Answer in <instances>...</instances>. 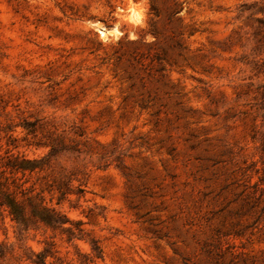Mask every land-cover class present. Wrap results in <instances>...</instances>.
Returning <instances> with one entry per match:
<instances>
[{
	"label": "rangeland",
	"instance_id": "374dc122",
	"mask_svg": "<svg viewBox=\"0 0 264 264\" xmlns=\"http://www.w3.org/2000/svg\"><path fill=\"white\" fill-rule=\"evenodd\" d=\"M0 180V264H264V0H0Z\"/></svg>",
	"mask_w": 264,
	"mask_h": 264
},
{
	"label": "trees",
	"instance_id": "16d2710c",
	"mask_svg": "<svg viewBox=\"0 0 264 264\" xmlns=\"http://www.w3.org/2000/svg\"><path fill=\"white\" fill-rule=\"evenodd\" d=\"M37 162L28 159H11L7 163L12 170L24 171L33 170L37 167ZM30 206V212L27 209V203L18 199L17 193L12 191L7 184L0 180V205L9 210L13 220L17 223L18 234L20 237L29 230L30 226L36 222H44L50 226H60L68 220L55 209L43 204V201H37L29 196L26 199ZM49 252L38 254L39 263L44 264Z\"/></svg>",
	"mask_w": 264,
	"mask_h": 264
}]
</instances>
